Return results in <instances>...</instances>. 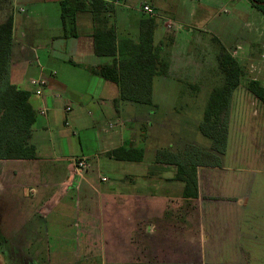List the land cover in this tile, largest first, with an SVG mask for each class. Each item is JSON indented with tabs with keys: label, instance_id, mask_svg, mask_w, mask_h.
Instances as JSON below:
<instances>
[{
	"label": "crops",
	"instance_id": "obj_1",
	"mask_svg": "<svg viewBox=\"0 0 264 264\" xmlns=\"http://www.w3.org/2000/svg\"><path fill=\"white\" fill-rule=\"evenodd\" d=\"M1 1H10L13 7V14L3 20L13 21L9 79L30 93L29 102L37 112L31 137L37 157L0 160V232L7 229L12 237L59 238L63 245L71 237L68 219L74 212L72 204L80 206L81 197L91 190L97 195L100 213L97 228L103 226L107 207L110 231L116 228V222L122 223L119 226L124 231L127 229L126 264H197L196 255L206 250L208 244L218 243L222 214L228 219L226 223H234L237 243L243 240L251 223L252 261L264 264V201L256 202L254 194L259 183H251L253 200L249 213L245 198L249 187L244 179L236 176L227 180L224 168L203 164L197 168L198 198L184 196L185 184L177 179L173 157L189 151L174 148L175 128L167 124L174 121H158L155 128L148 130L145 121L124 119L120 111L127 103L115 104L118 86L92 73V68L112 62L111 58L95 54L92 14L78 13L74 26L65 31L62 0ZM102 1L111 4L116 0ZM150 1L143 6L152 7L157 15L152 18L158 25L155 44L167 51L176 46L175 33L183 26L177 23L176 32L166 28L171 18L160 11L168 9L172 0ZM228 2L233 15L229 23H219L220 29H232L246 19L248 33L229 49L223 44L221 47L231 56L237 50L234 59L243 65V52L249 58L245 60H254L255 51H259V56L264 53V14L249 0ZM136 5L134 0H127L124 5L113 6L111 23L120 40L138 41L142 21L151 18L140 11L142 5ZM201 12H207V8ZM197 13L193 11L191 15L195 17ZM215 40L218 41L216 36ZM40 77L48 85L38 96L31 80ZM251 79L264 86V77ZM235 103L243 105L240 100ZM68 106L71 112L66 111ZM42 110L46 113L42 114ZM245 122L247 126L238 121L229 123L236 124L235 130L245 136L243 141H264V121ZM149 140H157L158 145H148ZM236 140L233 152L239 155L240 145L236 146L242 139ZM121 147L142 149L143 161L120 162L107 156ZM80 158H86L90 164L83 178L73 174L74 161ZM255 159L264 160V148L263 155ZM7 219L10 225L5 223ZM74 226L77 228L78 224ZM36 244L29 240L15 247L26 249ZM237 247L238 253H244L243 246Z\"/></svg>",
	"mask_w": 264,
	"mask_h": 264
},
{
	"label": "rangeland",
	"instance_id": "obj_2",
	"mask_svg": "<svg viewBox=\"0 0 264 264\" xmlns=\"http://www.w3.org/2000/svg\"><path fill=\"white\" fill-rule=\"evenodd\" d=\"M134 1L138 7L151 2L150 0ZM228 1L172 0L168 9L160 11L171 20H177L174 23L183 26L181 31H174L176 46L165 50L171 63L169 73L165 77H157L154 80L153 106L127 102V106L120 111V115L126 120L145 121L148 130L155 128L158 121H174L170 124L167 122L175 128L176 137L173 140L176 143L172 142L174 148L176 146L181 151L187 149L189 151L186 155L180 156L183 159L186 156L187 162L193 167L208 164L224 168V175L229 178L227 180H230V177H242L249 187L245 191V198L248 199L250 213L253 200V191L250 189L252 182L259 183V187L254 191L256 202L264 201V160L255 159L263 155L264 141L258 144L243 141L245 136L235 130L236 124L229 122L238 121L242 126H247L245 121H264V106L246 90V85L251 78L263 79L264 77V58L262 57L264 53L260 57L259 51H255L254 57L252 56L254 60H245L248 58L246 51L240 56L243 58V63L245 62L243 65L247 77L234 92L229 108L222 115V121L226 122V142L223 146L225 154H207L209 151L218 152L221 145L217 147L214 140L205 136L202 131L211 93L214 88L225 84L217 60L222 48L221 44L229 49L230 45L239 42L248 33V27L245 26L246 19L232 29H225V31L220 29L219 23H229L233 15L232 6ZM204 7L207 8V12H201ZM193 11L198 12L197 16L191 15ZM12 14L11 2L1 1L0 23L6 20V16ZM134 15L139 17V14L134 13ZM261 16L263 17L262 14ZM199 35L201 40L198 39ZM215 36L218 41L215 40ZM239 100L243 105L235 103ZM220 135H215L216 140H220ZM236 139H242L236 146L237 148L240 145L239 155L233 152ZM186 141L189 143H185ZM148 145L157 146L158 142L149 140ZM81 199L80 206L76 202L72 204L74 212L68 219L72 227L68 232L71 235L69 241H64L62 245L63 242L59 244L60 239L54 237L47 239L12 237L11 232L5 229L3 233L0 232V264H112L115 261L126 264L127 233L125 231L127 229L124 231L119 226L122 223L116 222V228L110 231L111 221L108 222L107 207H105L103 226L100 225L101 228H97L100 216L97 195L88 190ZM220 217L223 221L219 220L221 223H218L220 227L218 243L208 244L204 252L196 255V263L253 264L251 223L245 230L243 240L237 243L234 223H226L228 219H225L223 214ZM7 221L8 219L5 223L10 225L11 223ZM76 224H78L77 228L74 226ZM223 226L226 230H223ZM111 232L112 235L115 234L114 238ZM29 240L36 241L38 244L26 249L15 247L17 243L24 244ZM238 244L244 247L242 248L244 253L237 252ZM6 256L9 257L8 262Z\"/></svg>",
	"mask_w": 264,
	"mask_h": 264
},
{
	"label": "trees",
	"instance_id": "obj_3",
	"mask_svg": "<svg viewBox=\"0 0 264 264\" xmlns=\"http://www.w3.org/2000/svg\"><path fill=\"white\" fill-rule=\"evenodd\" d=\"M254 8L264 14V0H249ZM62 20L65 31L73 27L76 15L89 12L93 17L95 54L101 58H111L110 64L92 68L94 75L114 83L119 88V98L115 102H128L153 106L154 80L169 73L170 61L163 46L155 44L157 23L148 18L142 21L138 41L120 40L115 25L111 23L114 13L112 4L102 0H62ZM13 21L9 18L0 24V160H34L36 147L31 143L33 127L37 121V112L29 102L30 93L12 84L9 79L11 55L13 49ZM219 70L225 84L216 87L211 93L205 111L202 128L205 136L219 146V154H225V121L222 115L231 104L234 92L241 86L247 72L238 60L234 59L224 47L217 57ZM249 94L264 106V86L258 80L250 79L246 85ZM221 134L220 140L215 135ZM107 156L115 161L142 162L144 151L134 147H121ZM177 166V179L185 184L184 196L198 198L197 168L180 156H174Z\"/></svg>",
	"mask_w": 264,
	"mask_h": 264
},
{
	"label": "built area",
	"instance_id": "obj_4",
	"mask_svg": "<svg viewBox=\"0 0 264 264\" xmlns=\"http://www.w3.org/2000/svg\"><path fill=\"white\" fill-rule=\"evenodd\" d=\"M89 1H92V0H89ZM127 0H116L114 1L113 3H111L113 6L114 5H124L126 4ZM140 11L148 16H150L151 18H155L157 17L154 9L150 6H142L140 8ZM166 28L169 30V31H174L178 28V26L176 25V23H174L173 21L169 20L167 21L166 23ZM232 57L235 58L238 54V51L236 50L235 52L232 53ZM262 57L264 58V54L262 55ZM256 80V79H254ZM31 84L32 86H34L36 88L35 90V93L36 95L38 96H41L43 95L44 93V89L45 87L48 85V82L46 79H44L43 77H40V78H34L31 80ZM66 111L67 112H71L72 111V108L71 107H67L66 108ZM42 114H45L46 113V110H42L41 111ZM111 127H114V125L112 124ZM90 168V164L88 162V160L86 158H80V159H77L74 161V175L79 177V178H83L85 173L89 170ZM103 181H107L106 178H103Z\"/></svg>",
	"mask_w": 264,
	"mask_h": 264
},
{
	"label": "flooded vegetation",
	"instance_id": "obj_5",
	"mask_svg": "<svg viewBox=\"0 0 264 264\" xmlns=\"http://www.w3.org/2000/svg\"><path fill=\"white\" fill-rule=\"evenodd\" d=\"M1 253H2V252H1ZM8 258H9V257H8V256H6V261L8 260ZM8 261H9V260H8ZM8 261H7V262H8Z\"/></svg>",
	"mask_w": 264,
	"mask_h": 264
},
{
	"label": "water",
	"instance_id": "obj_6",
	"mask_svg": "<svg viewBox=\"0 0 264 264\" xmlns=\"http://www.w3.org/2000/svg\"><path fill=\"white\" fill-rule=\"evenodd\" d=\"M258 4L264 6V3H258Z\"/></svg>",
	"mask_w": 264,
	"mask_h": 264
}]
</instances>
